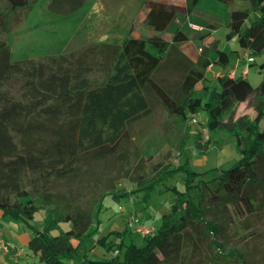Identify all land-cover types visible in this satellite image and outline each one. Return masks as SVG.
Wrapping results in <instances>:
<instances>
[{"label":"trees","instance_id":"trees-1","mask_svg":"<svg viewBox=\"0 0 264 264\" xmlns=\"http://www.w3.org/2000/svg\"><path fill=\"white\" fill-rule=\"evenodd\" d=\"M37 1L0 0V211L5 219L23 221L32 232L26 256L43 264H67L100 228L107 196L120 202L141 195V202L147 203L158 186L183 173L185 190L170 189L177 197L172 210L154 235L142 237L143 245L126 242L134 233L128 227L115 230L97 241L114 255L104 260L85 256L81 264H250L240 251L224 247L223 228L209 217L216 210L231 209L239 215L245 209L264 208V79L255 87L243 76L225 74L218 86L211 85L208 69L215 63L227 68L237 51L227 53L220 40L213 39L200 43L194 62L180 49L189 41L180 29L172 42L134 39L131 27L122 45L92 44L69 54L14 61L9 44L12 19ZM87 1L49 0L48 9L68 16ZM218 1L249 2L232 12L226 40L237 38L253 59L251 66L257 58L264 59V0ZM199 2H146L149 13L143 24L165 32L177 14L191 15ZM254 14L258 17L250 23ZM259 67L264 71V61ZM14 83L19 96L11 92ZM246 102L255 115L236 117ZM155 103L180 133L179 158L192 139L199 155L211 153L212 141L204 142L203 132L193 133L191 127L194 117L206 113L208 131L231 137L239 159L227 169H215L217 174L207 179L214 169L197 173L189 160L174 165L170 152L155 162L154 156H144L135 147V164L127 166L130 152L122 150V144L130 141L131 126L153 113ZM111 158L122 163L118 183L129 180L134 190L118 193L107 187L82 200L80 193L50 189L55 181L78 178L92 161ZM42 210L46 217L39 230L31 222ZM63 224L71 227L64 230ZM205 246L206 256L197 258Z\"/></svg>","mask_w":264,"mask_h":264},{"label":"rangeland","instance_id":"rangeland-1","mask_svg":"<svg viewBox=\"0 0 264 264\" xmlns=\"http://www.w3.org/2000/svg\"><path fill=\"white\" fill-rule=\"evenodd\" d=\"M140 1L88 0L84 8L74 14L64 16L49 11V0H38L31 9L19 11L12 19L9 44L13 60H40L47 56H59L80 51L92 44H123L128 36L129 23L132 22V17L137 13ZM240 4L242 7L250 5L249 2H240ZM257 17L258 14L257 16L254 14L249 22H253ZM197 21L195 20V22ZM218 22L215 38L225 40L229 19L224 16L223 11L220 12ZM190 36L194 39L195 34L190 32ZM222 48L221 50L228 52L234 51V45L227 42L224 43ZM235 48H238L240 52L243 50L239 44ZM212 57L216 58V55L213 54ZM263 61L264 59L257 58L251 66L243 52L239 54L237 51L227 68L219 65L217 68L207 71V77L211 85L218 86L219 73L225 75L228 74L225 72L232 70L233 73L241 74L243 68H248L250 72L249 81L257 87L264 79V71L259 67ZM10 89L14 95L19 96V85L17 83L12 84ZM244 115L252 117L255 115L249 102L241 104L236 113V117ZM206 121V113H201L196 117V122H191V127L193 133L203 132L204 142L207 140L212 141L211 153L208 156L199 155L194 147V139H192L184 155L179 158L176 146L179 142L180 133L174 120L168 117L167 112L159 103H155L153 113L132 125L130 128V141H125L122 144L121 149H128L130 152V160L127 166L130 167L135 164L133 152L134 148L138 147L142 155L154 156L155 162L163 160L164 156L170 152L172 155L170 162L174 165H180L189 160L190 165L197 173H205L214 169L206 175L207 179L213 178L217 174L215 169L229 168L239 159V154L233 139L222 133L218 135L210 133L206 128ZM156 126H160L163 132L161 133V129ZM121 168L122 163L114 158L106 161H92L83 168V172L78 178L55 181L50 185V189L52 191L80 193L82 200L107 187H115L116 192L119 190H134L136 186L129 180H123L121 184L118 183L117 177L121 172ZM184 178L183 173H178L168 182L158 186L147 203L141 202V195H134L127 201L122 200L120 202L114 200L111 195L107 196L100 214V228L95 224L98 228L97 232L88 240L87 244L79 249L78 256L67 261V264L83 263L84 257L87 252L89 253L90 248L92 250L96 249L92 254L96 260L112 257L113 252H107V248L97 245V241L112 231H123L125 229L127 218L130 215L127 213L128 206L132 207V214L145 224L154 223L157 228L160 227L164 215L171 212L172 205L177 199L170 189L176 188L178 191L183 192L185 190ZM257 197H262L259 190H257ZM45 217L46 211L42 210L36 215L31 224L42 230ZM209 218L222 226L224 233L221 237V243L227 250L240 251L250 264H264L263 207L255 212L245 209L239 215H236L231 209L230 211L216 210L211 213ZM62 227L67 230L71 227V224H63ZM0 229L5 232L7 237L15 241L17 246L29 250L27 242L31 239L32 232L26 223L21 220L13 221L0 218ZM56 234L57 231H54L53 235ZM131 239L137 244H143L141 236L136 233H132ZM208 251L207 246L203 247L197 253V258L205 257ZM29 262L43 264L38 259L32 258Z\"/></svg>","mask_w":264,"mask_h":264},{"label":"crops","instance_id":"crops-1","mask_svg":"<svg viewBox=\"0 0 264 264\" xmlns=\"http://www.w3.org/2000/svg\"><path fill=\"white\" fill-rule=\"evenodd\" d=\"M150 1L160 2V3H164V4H168V5H175V6H185L186 5V0H141L140 4L138 5V9L140 8V10H139L140 12L137 9L138 14L135 13L134 16L132 17V22L129 23L130 26H129V29H127L128 35H129V30L132 27L131 36L134 39L141 40V39H148V38H152V37H161L162 39H164L168 42H172L175 32L178 29H180L185 35H187L189 37V41L186 43H183L180 46V49L187 57H189L194 62H196L198 60L199 55H200V49H199L200 43L208 44L213 39H216L215 34H216L217 28H218L217 25L219 23L218 17L220 15V12L223 11L224 16H226V18H228L229 22H230L232 12L237 8H244V7H242V5L239 2H234V1H230V3H223V2H220L218 0H200V2L198 3V5L196 6V8L194 9V11L191 15L177 14L176 17L174 18V20L172 21L171 25L169 26V28L165 32H157V31L146 28L143 24L144 20L146 19L147 15L149 13V9L147 7H145L144 4L146 2H150ZM212 9H214V10H212ZM195 20H198V21L195 22ZM210 26H215L216 29H210L209 28ZM190 32H193L195 34L194 39L190 36ZM228 32H229V30H228ZM205 35H209V36L205 37L201 41L200 39ZM225 42L229 43L230 45H234V51H238L239 54H241V52H243V54L247 58H249L248 57V51L246 49L242 48L243 50L240 52V50L238 48H235V46H238L237 38H235L231 41H227L226 38H225V40L220 39V48L223 47ZM120 45H122V44H120ZM224 51H226V50H224ZM226 52L229 53L228 51H226ZM212 60L214 62H216L217 58L212 57ZM217 66H219V64H217V63L213 64L208 69V71H210L213 68H217ZM246 69L247 68H243L241 74L233 73L232 70H229L228 72H225V73H228L231 77H234V76L236 77V75H238L237 77L243 76L244 78L249 80L250 72L248 71V74H245ZM219 75L222 76L221 73H219L218 76ZM156 127L161 129V133L163 132L162 128L160 126H156ZM127 213H129V214L133 213L131 206H128ZM0 218L1 219L3 218L1 211H0ZM125 228H127V225ZM0 236L3 237L5 240L10 241L11 243L16 245V242L13 241L11 238L7 237L5 232L2 229H0ZM131 237H132V235L126 239V242H129V238L131 240ZM142 240H143V238H142ZM29 241L27 242V245L29 244ZM87 242L85 244H87ZM137 245H140V244H137ZM141 245H143V244H141ZM95 250L96 249L92 250V248H90L89 253L87 252L86 256L90 259L96 260V258H93V255H92ZM30 258L37 259L36 257L30 256V255L24 256L20 259V264H26L27 262L30 261ZM108 258H110V257H108ZM9 263L14 264L12 261V257H10V256L4 257V256L0 255V264H9Z\"/></svg>","mask_w":264,"mask_h":264},{"label":"built area","instance_id":"built-area-1","mask_svg":"<svg viewBox=\"0 0 264 264\" xmlns=\"http://www.w3.org/2000/svg\"><path fill=\"white\" fill-rule=\"evenodd\" d=\"M249 62H252L253 59H248ZM245 74H248V68L245 71ZM193 122H196V117L193 118ZM127 227L130 231L140 235L141 237H149L154 235L157 232V227L155 224H145L139 220L132 213L127 218ZM117 242H120L118 239ZM115 255L118 254V250H115ZM0 255L4 257H12L14 264H20V259L27 255V250L22 246H17L10 241L5 240L0 236ZM26 264H34L32 262H27Z\"/></svg>","mask_w":264,"mask_h":264}]
</instances>
